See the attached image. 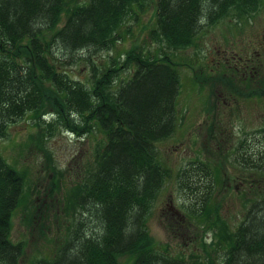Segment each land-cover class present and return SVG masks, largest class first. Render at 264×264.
<instances>
[{"label": "trees", "instance_id": "16d2710c", "mask_svg": "<svg viewBox=\"0 0 264 264\" xmlns=\"http://www.w3.org/2000/svg\"><path fill=\"white\" fill-rule=\"evenodd\" d=\"M259 1L156 0L149 30L156 52L133 47L122 62L110 58L98 71L90 53L110 51L124 21L135 19L146 0H0V138L27 114L40 139L58 129L81 136L97 127L103 134L93 166L62 202L68 236L48 258L23 262L25 242L11 239L12 216L25 197L24 174L0 153V264H120L125 255L130 264H264V191L232 228L211 207L221 169L206 158L188 162L176 182L183 208L212 231V242L202 238V253L189 259L157 249L147 228L151 205L173 173L157 150L178 121L179 64L165 49L191 46L229 10L252 12ZM79 60L86 61L87 83L65 69ZM124 69L130 75L120 79ZM47 112L53 119L46 122ZM256 133L263 138L253 156L246 134L229 151L234 178L264 177V127Z\"/></svg>", "mask_w": 264, "mask_h": 264}, {"label": "rangeland", "instance_id": "374dc122", "mask_svg": "<svg viewBox=\"0 0 264 264\" xmlns=\"http://www.w3.org/2000/svg\"><path fill=\"white\" fill-rule=\"evenodd\" d=\"M155 4L156 0H146L135 19L124 21L119 30L122 37L110 51L90 53L98 71H103L110 58L119 57L122 62L124 53L133 47L156 52L158 42L149 34ZM165 51L179 64L178 121L173 134L157 142V150L173 173L151 205L147 228L157 249L166 248L190 259L202 253V238L210 244L213 235L183 208L176 182L182 167L199 157L221 169L222 182L216 187L211 207L216 206L232 228L240 221L247 203L264 191L262 175L252 173L244 181L234 178L226 162L229 151L245 134L249 156L261 147L263 137L256 132L264 127V0L252 12L229 10L198 33L191 46ZM85 62L67 63L65 69L72 78L87 83ZM129 71L121 70L120 79L129 77ZM118 84L119 78L114 80L113 89ZM42 119L47 122L53 117L47 112ZM33 123L27 114L9 125L7 136L0 138L1 155L24 174L25 197L13 213L11 229L13 241L25 242L23 262L53 256L67 238L69 217H65L62 202L93 166L95 150L103 140L97 127L81 136L58 129L48 138L41 134V140V130ZM253 177L255 181L249 185ZM209 251L212 254L214 248ZM120 264H130L129 256H122Z\"/></svg>", "mask_w": 264, "mask_h": 264}, {"label": "flooded vegetation", "instance_id": "af4514ba", "mask_svg": "<svg viewBox=\"0 0 264 264\" xmlns=\"http://www.w3.org/2000/svg\"><path fill=\"white\" fill-rule=\"evenodd\" d=\"M261 47H262V45H261Z\"/></svg>", "mask_w": 264, "mask_h": 264}]
</instances>
